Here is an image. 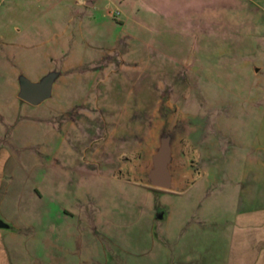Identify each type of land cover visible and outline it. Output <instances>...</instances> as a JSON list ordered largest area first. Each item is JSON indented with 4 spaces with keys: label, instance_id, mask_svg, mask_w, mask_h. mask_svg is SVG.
<instances>
[{
    "label": "rangeland",
    "instance_id": "374dc122",
    "mask_svg": "<svg viewBox=\"0 0 264 264\" xmlns=\"http://www.w3.org/2000/svg\"><path fill=\"white\" fill-rule=\"evenodd\" d=\"M165 109L181 194L127 181ZM262 179L264 0H0V264H230Z\"/></svg>",
    "mask_w": 264,
    "mask_h": 264
},
{
    "label": "water",
    "instance_id": "95a60500",
    "mask_svg": "<svg viewBox=\"0 0 264 264\" xmlns=\"http://www.w3.org/2000/svg\"><path fill=\"white\" fill-rule=\"evenodd\" d=\"M60 75V72L51 71L38 81H31L20 74L17 78V98L29 106H40L51 98L53 85ZM159 116L160 123L154 129L153 138L142 155L140 153L139 164L128 172L127 181L159 191L181 194L189 188L190 182L179 158V147L182 136L191 123L179 117L171 124V114L166 109L161 110ZM136 155L134 154L133 160H136ZM130 160L129 157L122 160L124 169ZM124 171L126 178V169ZM8 228L0 220V229Z\"/></svg>",
    "mask_w": 264,
    "mask_h": 264
},
{
    "label": "crops",
    "instance_id": "0c3cea01",
    "mask_svg": "<svg viewBox=\"0 0 264 264\" xmlns=\"http://www.w3.org/2000/svg\"><path fill=\"white\" fill-rule=\"evenodd\" d=\"M127 156L126 154L122 155V157ZM251 180L252 184L254 180ZM247 182L249 183L248 180ZM261 183L263 184V190L258 196L252 195L248 198L253 208L237 212L230 264H264V222L258 225L260 227H254L253 223L238 221L239 217L244 215L259 214L264 217V179L261 180ZM258 199L262 200L260 205L257 202ZM255 202L257 206H254Z\"/></svg>",
    "mask_w": 264,
    "mask_h": 264
},
{
    "label": "flooded vegetation",
    "instance_id": "af4514ba",
    "mask_svg": "<svg viewBox=\"0 0 264 264\" xmlns=\"http://www.w3.org/2000/svg\"><path fill=\"white\" fill-rule=\"evenodd\" d=\"M122 159L121 160H124V157H121Z\"/></svg>",
    "mask_w": 264,
    "mask_h": 264
}]
</instances>
